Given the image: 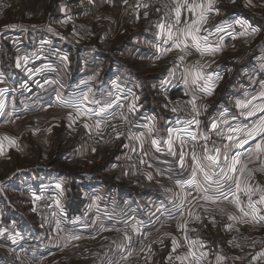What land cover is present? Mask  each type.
Segmentation results:
<instances>
[{"label":"crops","instance_id":"crops-1","mask_svg":"<svg viewBox=\"0 0 264 264\" xmlns=\"http://www.w3.org/2000/svg\"><path fill=\"white\" fill-rule=\"evenodd\" d=\"M26 2L27 6H30L33 0H26ZM197 2H200V0H197ZM38 4V6L33 4V6L28 7L27 9L31 11H27L31 12L32 18L35 19H39L37 17L39 13L44 16H41V20L45 18L48 22L46 23V30L52 38L53 46L68 53V56H66L69 61L72 59L74 53L77 52L76 67L71 73L74 77L71 85L72 90L69 89L70 86L66 89L68 84L64 81V76L66 75L64 62L68 59L38 57L34 52V46L43 40L45 31L28 30L23 28L22 25L11 24L12 22L10 21H0V103L3 104V109L0 110V169L3 167L7 156L15 157L17 155L15 144L10 143L9 139L13 142L10 126L16 124L19 117L25 118L24 121H31L27 117L33 109L43 110L47 106H50V104L63 107L60 101H53L52 103L50 101V98L52 99L54 94L57 95L60 91L67 90L68 92L65 93L66 97H72L73 95L87 92L90 88L92 90L89 96L90 100L99 101L101 105L112 103V108L108 110L109 112H124L129 114L138 134L144 133L143 150H141L146 155L143 158L144 162L140 163V167L137 169L133 168L135 162L133 163L132 161H134L135 155L133 156V153L124 147L118 151V156H116V162L114 161V163L120 167L119 171L127 179H129V175L132 172L135 173V178L138 176L137 179L139 181L135 183L138 184L140 191L144 192L145 197L141 193L138 196L143 197L145 206L156 205L157 201L162 202V199L167 198L164 191L161 195H158L157 191L153 192L157 187L150 188V186L153 187V184L157 182L160 187L161 184H165L166 188L180 190L175 181L177 179H187L191 176L193 162L189 153L192 147L194 148V145L199 142V149H195V151L200 155L203 153L201 145L205 141L198 139L196 142H192L189 137L176 128L177 123L174 121L173 116L168 115L166 112H164L165 116H163L162 112L157 109L155 101L157 95L161 98L164 96L168 98L169 94L173 96L172 93H169L168 89L171 79V75H169L170 64L180 53L179 49L173 48L172 51L164 55L160 54V48L169 47L172 42L169 41L165 45L163 44L164 37L158 35L159 28L157 26L162 23L159 13L153 8H144L142 0H128L127 4L123 0H112L111 3L108 0H39ZM40 5L42 6L40 7ZM213 7L218 8L219 13L217 14L215 11L209 12L207 23L204 27L213 32L217 25L221 27L232 25V27L228 28L226 32L214 33L212 36H209V40L212 42H217L221 36L224 38L221 51L215 55L201 56L195 49L186 50L185 53L189 57L187 67L193 66L197 61L201 65H208V67L204 68V71L219 74V81L215 76L213 77V81L221 85V88L223 86L220 93L227 96V94L233 93V86L241 82L243 78L248 80L245 82L250 83L251 79L254 80L256 78L257 80L264 77V51H262V48H258L261 46L257 43L258 35L260 36L264 33V0H251V2L249 0H234V2L233 0H215ZM145 12H147V16L144 15ZM68 16H71L72 19L67 23H63ZM82 19L88 20L89 24L99 31V35L93 42L87 43V41H81L76 37L73 38V36L64 30L68 29V25L72 22ZM183 19L184 16L182 15V22ZM236 20H246L252 27L258 28L259 31L253 35H248L240 25L235 23ZM10 25H17L18 27L11 28L9 27ZM241 31H245V35H237L235 39L228 34H238ZM34 33L40 34L38 36L39 39L34 37ZM201 34L206 33L202 32ZM242 41H247V44L253 48L251 53H248L251 55L250 59L244 63L240 62L236 54L231 56L236 51H230L241 44ZM260 42V45H264V36ZM157 45H160V47H157ZM87 51L88 53H84ZM188 52L191 54H187ZM261 55L263 58L259 61L263 62L258 64V56ZM25 56L28 57L26 62L22 59ZM18 60L20 61V67H17ZM177 61H179L178 57ZM45 65H50L51 67H44ZM35 69H41V71L37 72ZM231 72L232 79L229 81L227 80V76ZM46 81L50 83H46ZM73 86L74 88H72ZM252 88L254 92L258 89ZM187 89L189 93L195 92L198 94L200 91L191 83L187 85ZM238 93L240 92L235 94ZM179 94H181L180 91H175L174 95ZM66 97L65 99H67ZM136 97H139V99L136 100ZM133 100H136V110L130 112L128 105ZM219 101L217 103V110L221 111L223 119L213 118L214 114H212L210 116L211 119H207L209 125L198 136H202L203 134L209 136L207 141L209 150L220 148L222 153L227 152L229 156L239 152L243 160L245 159V153L255 149L256 140L259 138L250 140L241 148H236L234 142L227 140V136L236 135L243 138L244 134L226 133L225 127L234 124L242 125L247 121L251 124L253 118L242 117L233 111L235 110L234 105L233 107L229 106L224 102V99ZM88 106L92 108L97 105L89 104ZM226 108L228 109L227 112L224 111ZM231 111L234 114L230 116ZM226 115L231 119L227 120ZM135 116L137 118L133 122ZM212 121L217 122V129H220V133H215L213 132L214 130L211 132L208 131L209 129L207 130ZM150 127L153 129L151 132L149 131ZM221 127L224 128V131H222ZM169 129L172 130L171 133ZM177 135L185 140L183 145L185 153L184 167H180L179 163L181 144L176 139ZM129 138H133V136L126 139ZM170 138L173 140L171 152H175V155L171 154L166 143ZM152 139L160 142L159 151L151 143ZM135 141L138 146L141 145L140 140L135 139ZM225 145H228V147L225 148ZM261 159H264V157ZM10 160H12L11 163H14L16 159L10 158ZM221 163H223V160H221ZM256 163L257 161L250 163L249 168H258L259 165L256 166ZM34 172H30L28 169L22 170L20 178L25 181L19 180L15 182L14 184L17 185L14 188L28 195L31 194L34 198L36 194L40 193H42L41 196L51 192L56 194L60 202L59 205L57 204V207L59 208L63 224L53 229L54 231L58 229L62 230L63 228L67 229L68 227L71 230L65 231H70L71 234L95 238L97 236L95 233L101 228L99 226V218H97L98 210L95 209L96 213L94 211L97 204L102 206L104 203L106 205H112L115 202L122 203L118 207L124 212L127 208L126 204L130 202L128 201L129 186H120L117 181L100 180L99 178H92V176L78 177L77 174H74V184L80 185L82 197L86 200L87 205L82 214L69 217L66 202L73 195V190L71 189V184L73 185V183L69 179V175L58 169L51 170L43 167ZM146 174H151L153 179L149 180ZM260 175L261 173L257 170L250 180L251 186L258 189L252 195V200L254 201L259 200L261 195L260 189H264L259 184ZM57 184H60L61 188H57ZM229 184H231V181H229ZM162 189L164 190L163 187ZM168 193L170 196L173 192ZM2 194L5 195L4 193ZM156 194L157 198H152L153 196L156 197ZM193 195H195V192H193ZM247 199L246 195L240 194V200L243 202L245 208H247ZM35 200L37 201V197L34 201L32 200V207L36 203ZM5 201V197L0 195V215L4 216L6 221L13 222L14 219H18L19 213L15 207L9 206V204L5 205V209H1L2 203ZM165 203L173 206V199L167 198ZM256 206L259 209L258 215L264 216V204L258 203ZM205 208L208 209L207 212H205ZM220 209H223V212ZM191 210L196 215H199L203 221L207 220L206 222L208 223L211 219H215L214 221L218 225V230L213 229L210 236L205 234L198 235V232L192 230L194 227L188 231H178V234L170 232L172 244L173 238L181 236L185 239V236H187L188 239H185L186 244L177 247L175 252L172 251V245L165 247V250L158 243L157 246L151 245L154 255L158 254V252L161 254L156 264H189L187 260H176V256L186 255L190 250L188 245L194 239L198 240V244L193 250L196 251L197 255L201 252L205 253L202 264H217V256L223 258L221 264H264V257L253 260V256L260 251H251L249 249L240 251L232 245L226 246L227 238L229 239L228 235L233 232L242 233L245 231L249 236H259L260 232L258 230L264 231V222L256 223L250 216L245 218L248 221L247 223L230 220L229 215L240 216L241 214L234 204L227 201L218 202L215 205L211 203L205 204L203 201H200ZM174 213L163 216L161 219L162 213L158 214L154 219H158L159 221L155 220L156 222H154L169 221L177 224V220L181 221V217L179 214L173 215ZM184 216L186 220L192 219L190 220L192 222H201V220L197 221L194 218H190L187 213ZM83 222H86V224H82ZM228 224H232L231 229H228ZM178 225L180 224L178 223ZM39 229L43 230V227L41 226ZM50 229L44 228V231L47 232L38 233L37 240L39 241L42 237V242H46L49 245L53 243V238L49 236L51 233ZM167 234L168 232H162L157 229V237L166 238L168 237ZM29 236L28 234H24L20 229L11 230V237H16L15 242H13L11 237L6 239L7 237L0 235V264L6 261L10 264V258L14 260L15 264H19L18 262L23 263L22 260L16 257V253L5 254L4 248H9V245L17 247L19 250L23 246L24 248L22 249L26 250L27 255L32 256V252L39 249V247L31 248L28 246V239L33 240L34 238L32 236L30 238ZM18 244L20 246H17ZM201 244L203 247H199ZM53 247L55 248L56 245ZM144 249L146 254L149 251L148 246L144 247ZM29 250L31 251L28 253ZM166 253L168 256L163 258V254ZM170 255L172 257L171 260L168 258ZM89 264L104 263L94 262ZM128 264L140 263L135 260L131 263L128 262Z\"/></svg>","mask_w":264,"mask_h":264},{"label":"rangeland","instance_id":"rangeland-1","mask_svg":"<svg viewBox=\"0 0 264 264\" xmlns=\"http://www.w3.org/2000/svg\"><path fill=\"white\" fill-rule=\"evenodd\" d=\"M25 2L26 0H9V5L7 9L2 14H0V21H10L12 22L11 24L17 25H22L23 23L29 21L34 24L43 23L47 27L46 23L48 22L45 20V18L41 20V13L37 15L39 19H35L32 18V14L31 12H29L31 10L27 9L28 7L33 6V4L35 6H38L39 0H33L34 3L32 2V5L30 4V6H27V2L25 5H23ZM41 6L42 5H40V7ZM78 25L91 26L90 28L92 29V32L95 35L93 37L88 38H84L78 35L76 31V27ZM64 30H66L69 35L73 36V38L76 37L81 41H87V43L93 42V40H95V38L99 35V31L93 25L89 24V21L86 19L72 22L70 25H68V29L66 28ZM39 35V33H34V37L36 38H38ZM263 36L264 33L260 36L258 35L257 42L259 46H261L258 48H262V51H264V45H260V41H262ZM252 49V46L247 44V41H242L241 44L237 45L236 47L230 50L236 51V53H232L231 56L236 54L240 62H248L251 57V55H249L248 53H251ZM179 51L180 53L177 55V57L183 55V52L181 50ZM84 53H88V51ZM76 56L77 52L74 53L70 61L68 59L64 62L66 70L64 81H66V83L68 84L66 89H68V86H70V90H72L71 85L74 81V77L71 73L72 70H74L76 67ZM177 57L174 61L171 62L170 70L173 69ZM262 58V55L258 56V61ZM188 59L189 57L185 55L184 60L186 62V66L188 63ZM262 62L263 61H259L258 64H261ZM231 79L232 72L227 76V80L230 81ZM245 81L248 80L243 78L241 82L236 83L233 86V93L227 94V96L223 93H220V90L222 91L223 86L221 88V85L217 83H214L215 88L212 94L210 95L205 94L201 91H199L198 94H196L195 92L189 94L191 97L193 95H196L198 97L196 104L200 113L199 118L201 123L199 132L197 134L204 132L203 129L207 125H209L207 119H211L210 116L212 114H214L213 118L223 119L221 111L217 110L218 101H222L223 99L225 100L224 102L227 103L229 106L233 107L234 105L235 110L233 111H235L236 114L241 115L242 117L253 118V122L251 124L247 121L244 122L245 125L234 124L232 126H226V133H230L229 128H233L240 129L241 131L239 133L244 134L243 130L250 128L253 126V124L259 122L260 117L264 116V113L257 112L254 116H248L247 112L252 107V105H248V107L246 108H241L238 107V102H247L249 100H252L253 97H257L256 100H252V104H264V97L260 96V94L264 92V77L257 80L256 78H254V80L251 79L250 83H247ZM252 87H255V90L256 88H258L257 91L254 92ZM72 88H74V86ZM67 92V90H63L60 91L59 94H56L59 95L62 99H65V93ZM237 92L240 93L235 94ZM57 95L54 94L53 98H50L51 103L53 101L58 102ZM190 96L186 95L188 99L191 98ZM167 97L168 98L164 96L163 98H161L158 95L156 96L155 101L157 103V109L162 112L163 116H165L164 112L172 116V109L175 108V104L177 102L185 100L186 97L184 96V94H179L175 97L169 94V96ZM223 106H225V104H223ZM227 110V108L226 110L224 109L225 112H227ZM29 113L30 114L27 118L31 121H24L25 118L19 117L17 123L10 126L12 129V143L15 144V151L17 155L15 157L7 156L3 167L0 169V195L5 197V202H9H3L1 209H5V205L9 204V206L12 205L13 207H15L16 211L19 213L18 219H14L13 222H9V220L6 221V218L0 215L6 221V226L9 229L8 234H6L8 235L6 236V239H8V237H11V230L20 229L24 234H28V236L31 235L32 237H34L33 240L28 239L29 241H27V243L29 244V247H39V249H36L32 252V256L27 255L26 250L24 251V249H22L24 248L23 246H21V250H19L17 247H13L12 245L8 246V250L4 248L5 254H17L16 257L23 261V263H21L15 260L19 264H89L94 262L104 264H128V262L131 263L135 260L140 264H156L158 262V257L161 256V254L158 252V254L154 255V252H152V250L148 251L145 254L144 247L146 248V246L148 245L157 246L158 243L163 248V250H165V247H169L170 245H172L170 232H172L173 234H178V231L184 232L191 230L192 227H194V229H196L195 232H198V235L205 234L210 236V233L213 232V229L218 230V225L217 223H215V221L213 222V219H211L209 223L206 222L207 220L203 221L202 219L201 222L196 223L190 221L192 219L186 220V217L184 216L183 218H181V221L177 220V224L175 222L172 223L169 221H161L160 223H155L158 219H154V217H157L158 214L160 215L162 213L160 219L161 217L166 215L168 216L170 213L173 212H175L173 215L178 214L174 206L167 205L165 203V200L167 198H172L173 193L169 196V193L165 191V184H161L160 187L158 186L157 182L153 184V187L150 186V188L157 187V189L153 192L157 191L158 195H161L164 191L167 198L162 199V202L157 201L156 205L145 206V204L143 203V197H145L144 192L140 191L138 184L135 183L136 181H139L137 179L138 176L135 178V173L132 172L129 175V179H127V177L119 171L120 167L114 163L115 159L117 158L116 156H118V151L123 147L125 149H129V151L133 153V156L135 155L134 161L132 162H135L133 164V168L137 169L138 167H140L141 162L138 163L135 158L139 156L142 152V147L141 145L138 146L135 139L133 140L134 142L132 141V138L126 139L128 137H131V133L129 131L125 132V136L122 135L121 138H116V140L113 138V136L110 135V129L112 128V125H117L121 121L118 116L116 119L109 120L107 124L102 125L99 131H97L94 127L95 117H81L80 119H77L75 120V122H73L69 118V113H72L73 117H75L76 114L72 108L66 106L60 107L50 104V106H47L46 109H33ZM120 113L123 114L124 112ZM232 114L234 113H232L231 111L230 116ZM226 119L229 120L231 118L226 115ZM169 120H171V118H169ZM85 123L91 126V131H89V129L84 128ZM176 128H178L179 131L184 134L183 130L185 127L177 124ZM209 128H207V130ZM221 129L222 131H224L223 127H221ZM213 132L220 133V129L214 130ZM98 135H103V139L99 140L98 138H96V136ZM198 144L199 142L194 145L195 149H199ZM93 149H95V151H93ZM10 158H15V162L11 163L12 160H10ZM259 163L260 161H257L256 166H258ZM42 167L51 170L58 169L59 171L68 174L69 179L73 183V185L71 184V189L72 186L74 187V185L76 184H74V174H77L78 177L92 176V178H99L100 180L107 179L109 181H117L120 186H129L128 201L130 202L126 204V211L123 212L122 209L118 207L122 203L115 202L112 205H106L104 203L102 204V206L97 204V206L94 208V211L96 213V210H98L97 218H99V226L101 227L95 233V235L97 236L95 238L90 236H81V239L72 241L68 244L67 247H65L64 245L67 236L77 234H71L70 231H65L71 230L68 227L67 229L63 228V231L59 229L54 231V228L50 229L38 222V220L36 219V215L33 211L32 203L34 199L36 197H40L42 193L36 194L34 198L31 194L28 195L25 192L21 190H16L14 188L16 187L15 185H17L14 184L15 182H18L19 180L25 181L20 178V172L22 170L28 169L30 170V172H34ZM259 173H261V175L259 176V184L264 187V181H262L264 179V172L259 171ZM162 187L164 188V190L162 189ZM172 190L173 192L180 191L176 189ZM2 193H4L5 195H3ZM139 193L143 194V197H139ZM157 194L155 195L156 197L153 196L152 198H157ZM30 199H32L33 201H30ZM157 209H160V211H157ZM165 209H167L168 211H165ZM153 213L155 214L153 215ZM136 221H141L145 225V227L141 229V232L139 234L134 232L131 227V225ZM185 221H187V229H180L177 226L178 223L183 224ZM125 222H127V225ZM62 224L63 223H61V225ZM82 224H86V222H83ZM158 224L159 226H157ZM41 226L43 227V230L39 229V227ZM44 228L51 230L49 236L53 238V243H51L50 245L46 242H42V237L39 241L36 238L38 237V233L47 232L44 231ZM117 229L120 230L118 231ZM157 229L162 232H168V237H157ZM250 230L252 231V229ZM258 231L260 232L259 236H249L245 231H243L242 233L233 232L228 235L229 239L227 238L226 246L232 245L240 251H244L247 249L251 251L264 250V248L258 246H245L248 242L246 239L251 240L250 243L254 245L256 243L255 241L264 239V231ZM125 232H127L128 235L131 237L130 240L125 237ZM31 236L29 237L31 238ZM177 237L178 238L173 239L177 241L178 247L183 244H186V241L183 237ZM230 240L233 241L232 244L229 243ZM194 241L197 242L198 240L194 239ZM23 244H25V242H23ZM236 244H240L241 247H237ZM54 245H56L55 248L53 247ZM17 246H20V244H18ZM142 248L143 251L141 250ZM30 251L31 250H29L28 253ZM128 251H131L132 255L127 260H124L123 257L128 254ZM167 256V253L163 254V258H166ZM10 259V264H15L14 260L12 258ZM1 264L9 263L6 261L2 262Z\"/></svg>","mask_w":264,"mask_h":264},{"label":"snow or ice","instance_id":"snow-or-ice-1","mask_svg":"<svg viewBox=\"0 0 264 264\" xmlns=\"http://www.w3.org/2000/svg\"><path fill=\"white\" fill-rule=\"evenodd\" d=\"M109 3L112 0H108ZM125 4H127L128 0H123ZM234 2V0H233ZM251 2V0H249ZM174 8L172 9V13L174 15H170L168 17L169 23L166 25L165 23H160L157 27L159 28L158 35L164 37L163 44L167 45L169 41H171V45L169 47H161L160 54L164 55L167 52H170L175 49H179L182 52H185L188 49H195L201 56L206 55H215L220 52L224 38L223 36L219 37L217 42H212L209 40V36H212L214 33L226 32L228 28H231L232 25H227L226 27H221L220 25L215 26L214 32L205 28L204 25L207 23V17L209 12L215 11L217 14L219 13L218 8H214L213 5L215 0H173ZM144 8H147L148 5L144 4ZM159 11V9H157ZM147 16V12L144 13ZM182 15L184 16L183 22L181 20ZM72 17L68 16L63 23H67L71 20ZM236 24L240 25L248 35H253L259 31L258 28L252 27L248 21L246 20H236ZM11 28L18 27L17 25H10ZM51 30V29H50ZM245 31H241L238 34L228 33L232 36L233 39L236 38L237 35L243 36L245 35ZM206 34H201V33ZM160 47V45H157ZM187 54H191L188 52ZM25 62L28 60V57L25 56L22 58ZM64 60H67V56L63 57ZM178 59L183 62L185 59L184 55L178 57ZM17 67H20V61H17ZM44 67H51L50 65H45ZM208 67V65H201L199 61H197L191 67H185L183 71V80L185 85L191 83L193 86H196L201 92L205 94H212L215 88V84L213 81V77L218 80L220 76L218 73L212 72L207 73L204 71V68ZM35 71L39 72L41 69H35ZM175 68L169 71V75L174 74ZM46 83H50L46 81ZM92 90L89 88L87 92H83L79 95H73L70 98L62 99L59 95H57V100L63 106L72 108L75 112V117H73L72 113H69V118L73 122L75 120L80 119L81 117L93 118L95 117L94 127L97 131L101 128L102 125L107 124V122L111 119H116L117 116L121 121H126L127 116L120 113L109 112L108 110L112 108V103H106L101 105L99 101L90 100L89 96ZM187 95V93H186ZM261 97H264V92L260 94ZM139 97H136L138 100ZM198 97L193 95L191 100L187 101L188 104L191 105V111L196 115H199L198 106L196 104ZM257 97H253L252 100H256ZM136 100H133L129 105V111L134 112L136 110ZM252 100L247 102H238V107L246 108L248 105H252V107L248 110V116H254L257 112L264 113V104L256 105L252 104ZM89 104H95L96 107L90 108ZM3 109V104L0 103V110ZM174 112L175 108L172 109ZM177 123H181V121H177ZM201 121L196 119L195 116L192 119L183 121L185 125L184 134L189 137L192 142H196L198 139H203L205 143L201 145L203 148V153L198 155L193 148L189 155L193 162V166L191 169V176L187 179H177L175 184L180 189L178 192H173L172 189L165 188L166 192H173V206L183 218L184 214L190 218H194L195 220H201L199 215H196L192 212V207H195V204L203 201L205 204H217L218 202L227 201L235 205V207L239 210L240 216L229 215V219L233 221H237L240 223H247L248 221L245 219L247 217H251L253 221L256 223L264 222V216L258 215L259 209L257 208V204H264V189H260L261 195L258 201L252 200V195L258 190L255 187H252L250 184V180L255 171L264 172V116H261L258 123L253 124L252 127L247 128L244 131L243 138H240L236 135H228L227 140L230 142H234V146L236 148H241L243 145L247 144L250 140H256L255 149L245 153V159H241V153L236 152L235 154L229 156L227 152L222 153L220 148H213L209 150L207 146V141L209 136L207 134H203L202 136H198L197 132L199 130V125ZM195 125V128L191 126ZM218 124L215 121L210 123L209 132L217 129ZM85 129H89L91 131V126L87 123L84 124ZM153 129L150 127L149 131L151 132ZM112 131L116 133V138H119L121 135L120 132L117 131V126L112 125ZM240 129L229 128L230 133H239ZM171 133L172 130L169 129ZM135 139L141 141V147L143 145V137L144 133H140L139 135L130 134ZM176 139L180 141L181 151H180V167H184V157L185 153L183 151V145L185 140L177 135ZM9 142L12 143L11 139ZM151 143L156 146L159 151V141L156 139H152ZM169 151L171 152L173 148V140L170 138L166 141ZM126 146V145H125ZM225 148L228 145L224 146ZM95 151V149H93ZM146 154V153H145ZM171 154L175 155V152H171ZM223 160V163H221ZM256 161H260L258 168H249L250 163H255ZM144 161H141L143 163ZM149 180H152L153 177L151 174H146ZM231 181V184H229ZM57 188H61L60 184L56 185ZM187 189V191H185ZM195 192V195H193ZM244 194L248 197L247 199V208L244 207L243 202L240 200V194ZM39 199V197H37ZM59 205V200L56 201ZM160 211V209H157ZM167 211V209H165ZM208 209L205 208V212ZM223 212V209H220ZM155 213H153L154 215ZM214 222V219H213ZM127 225V222H125ZM57 227H59V223H57ZM132 229L136 233H140L141 229L145 227L143 222L136 221L131 225ZM181 229H187V221L183 224L178 225ZM228 229L232 228V224L227 225ZM108 230V229H104ZM118 231L120 229H117ZM195 231L196 229H192ZM3 234V231L0 230V235ZM18 235V234H17ZM125 237L129 240L131 237L127 232L124 233ZM146 235V234H145ZM13 242H15L16 237H11ZM81 239L78 235H69L66 238L65 247L68 246L69 243L75 240ZM185 239H188L185 236ZM230 244L233 243L232 240L229 241ZM197 246L196 241H192L188 247L189 252L184 256H176V260L178 261H189V264H202L205 253L201 252L197 255L195 247ZM237 247H241L240 244H236ZM178 247L177 241L173 239L172 251L175 252ZM199 247H203V245H199ZM149 251L151 250V245H148ZM143 251V248L141 249ZM132 252L128 251V254L123 257L124 260H127L131 257ZM260 257H264V250L258 252L255 256H253V260H258ZM170 260L172 259L171 255L168 257ZM191 258V259H189ZM217 264H221L222 257L217 256ZM239 259V257H237Z\"/></svg>","mask_w":264,"mask_h":264},{"label":"built area","instance_id":"built-area-1","mask_svg":"<svg viewBox=\"0 0 264 264\" xmlns=\"http://www.w3.org/2000/svg\"><path fill=\"white\" fill-rule=\"evenodd\" d=\"M143 4H147L148 7H151L153 9H159L157 11L161 17V22L165 23L166 25L169 23L168 17L170 15H174L172 13V9L174 8V3L173 0H142ZM9 5V0H0V14H2L8 7ZM182 18V17H181ZM22 27L28 30H38V31H45V34L43 35V40H41L39 43H37L34 47V52L38 57H45L49 59H63L64 56L67 55L65 51H63L60 48L54 47L52 44V38L50 34H48V31L46 30V25L43 23H38L34 24L32 22H25L22 24ZM91 26L89 25H78L76 27L77 34L84 37H93L95 34H93L92 29L90 28ZM183 55L185 56V52H183ZM186 67V62L185 60L181 62L180 60L177 61L174 65L173 68H175L174 74L171 75L170 79V85H169V93L172 91H180V93L184 94L186 97L190 96L189 91L187 89V85H185L184 80H183V71L184 68ZM191 97V96H190ZM191 100L188 99L187 97L185 100H182L181 102H177L175 104V109L176 111L174 112L172 110V116L175 119L176 123L177 121H181V123H177L179 125H182L185 127L183 124V121L192 119L194 116L196 119H199V115H196L191 111V105L187 103V101ZM125 116H127L126 121H120L116 126H117V131L121 133L119 138H121L122 135L125 134L126 131H129L131 134L139 135L135 125L131 121V117L127 113H123ZM119 118V117H118ZM192 128H195V125L191 126ZM200 128V125H199ZM199 132V130H198ZM197 132V133H198ZM110 135L113 136V138L116 140V133L112 131V128L110 129ZM198 135V134H197ZM103 135H98L96 138L99 140L103 139ZM125 136V135H124ZM132 136V135H131ZM117 138V139H119ZM135 138H132V141ZM99 142V141H97ZM134 142V141H133ZM142 150H143V145H142ZM145 152L142 151L139 156H137L135 159L138 163L143 161V158L145 157ZM49 194V193H48ZM46 194L44 196H41L39 199H37L36 203L33 206V211L34 214L36 215V219L38 220L39 223H41L43 226L55 229L57 228V223H59V226L62 223V219L60 216L59 208L57 207L56 201L58 200V197L56 196L55 193L51 194ZM0 230L3 231L2 236L6 237L8 235V228L6 226V221L0 216ZM247 245L245 246H258L261 248H264V239H260L258 241H255V245L251 244V240L246 239Z\"/></svg>","mask_w":264,"mask_h":264},{"label":"trees","instance_id":"trees-1","mask_svg":"<svg viewBox=\"0 0 264 264\" xmlns=\"http://www.w3.org/2000/svg\"><path fill=\"white\" fill-rule=\"evenodd\" d=\"M171 93L175 97L174 95L175 91H172ZM136 118L137 117L135 116L133 122H135ZM72 190H73V195L69 199H67L66 202V209L69 217L82 214L87 205L86 200L82 197V191L80 185L75 184Z\"/></svg>","mask_w":264,"mask_h":264}]
</instances>
